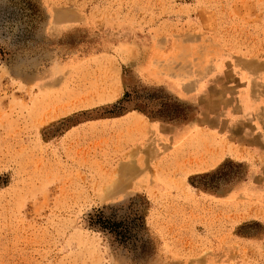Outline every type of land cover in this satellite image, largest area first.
<instances>
[{
    "label": "rangeland",
    "instance_id": "1",
    "mask_svg": "<svg viewBox=\"0 0 264 264\" xmlns=\"http://www.w3.org/2000/svg\"><path fill=\"white\" fill-rule=\"evenodd\" d=\"M0 264H264V0H0Z\"/></svg>",
    "mask_w": 264,
    "mask_h": 264
},
{
    "label": "trees",
    "instance_id": "2",
    "mask_svg": "<svg viewBox=\"0 0 264 264\" xmlns=\"http://www.w3.org/2000/svg\"><path fill=\"white\" fill-rule=\"evenodd\" d=\"M169 117H170L171 119H177V118H179L180 116H179V113L174 112L173 115L168 116V118H169Z\"/></svg>",
    "mask_w": 264,
    "mask_h": 264
}]
</instances>
